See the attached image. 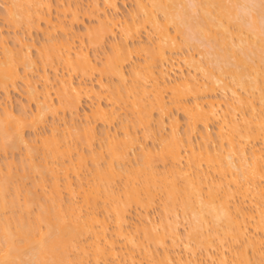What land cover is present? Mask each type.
Listing matches in <instances>:
<instances>
[{"label":"bare ground","instance_id":"bare-ground-1","mask_svg":"<svg viewBox=\"0 0 264 264\" xmlns=\"http://www.w3.org/2000/svg\"><path fill=\"white\" fill-rule=\"evenodd\" d=\"M56 1L9 0L5 6L12 27L45 37L34 46L45 85L37 89L38 82L19 69L38 68L33 45L19 38L16 52L2 38L0 91L8 99L10 89L26 82L37 111L30 119L26 109H0V151L26 146L21 161L0 164V264H264V0H136L125 23L105 12L115 13L118 0H91L83 17L96 18L97 25L87 27V39L76 37L79 45L71 31L81 20L82 0ZM52 5L58 6L55 20ZM148 28L155 36L151 46L138 41ZM109 38H115L112 54L99 66L88 48L101 49ZM181 50L190 75L176 72L182 68L174 54ZM48 69L56 73L53 79ZM95 74L98 89L87 84ZM104 77L118 84L108 85ZM92 95L98 101L92 113L85 111L91 119L86 115L84 125L73 126ZM123 110L132 120L121 119L118 136L109 126ZM173 110L185 115V132ZM60 111L73 114L71 125L53 126L39 145L26 138L25 129L36 131ZM165 116L171 120L168 135L161 134ZM98 122L108 128L99 135ZM214 124L216 134L209 132ZM139 129L156 147L138 150ZM197 133L201 144L193 140ZM99 136L106 142L93 151ZM80 146L91 149L89 155ZM137 150L134 163L130 154ZM14 162L20 166L13 170ZM85 171L91 178L83 177ZM17 175L21 182L31 179L32 188H23ZM157 200L159 222L149 215ZM133 209L140 217L135 223ZM178 217L188 223L186 234L180 235Z\"/></svg>","mask_w":264,"mask_h":264},{"label":"rangeland","instance_id":"rangeland-1","mask_svg":"<svg viewBox=\"0 0 264 264\" xmlns=\"http://www.w3.org/2000/svg\"><path fill=\"white\" fill-rule=\"evenodd\" d=\"M8 1L9 0H0V40H2V38H4V39H6L7 41H8V44H9V47H11L12 48V50L14 49V50H16V52L18 51V50H20V48H18L17 49V47L19 46L20 47V44H19V42H18V40H19V38L21 39V38H23V42H27L28 41V44H31V45H33V46H31L32 48H30V50L29 51H31V56H32V58H35L34 60H36L37 62V64H38V68H37V66H35V68L33 67V69L32 70H34L35 69V71L34 72H30V71H32L31 69H24L23 68V66H20V72H22L21 74L23 75V76H25V77H27L26 75L28 74V77H29V79L30 80H36L38 83H37V85H36V87H38L37 89H40V90H42V87L45 85L44 84V78H42V76H43V72H44V70H43V67H41L42 65L40 64V60H39V58H37L38 56H37V50L36 49H38L40 46H41V44L42 43H44V39H45V37L42 35V33H40V32H38V33H35L36 31H33V32H29V34L27 33V31H25V30H23V28L21 29V28H19V29H16V28H14V27H12V25L11 24H9L8 23V21L6 20V18H4L5 17V15H4V13H5V6L7 7V5H8ZM64 2H62L61 4H66V0H63ZM102 2H103V0H101ZM100 0L98 1L99 2V4L100 5H103V3L101 2ZM52 2L53 3H60L59 1H56V0H52ZM52 3V4H53ZM91 3V0H82L81 1V4H80V9H81V13H80V16H81V20H80V22L77 24H75L74 25V27H72V29H73V31H71V33H72V35L71 36H75V37H73V38H75L74 40H75V42H76V45H79L80 44V39L79 38H76V37H80L81 35L83 36V35H85V33H86V30L89 28V27H94V26H96L97 25V20H96V18H94V19H92V18H88L87 16L86 17H83V13H84V11L86 12V11H89V7H91V5H89ZM7 4V5H6ZM135 4H136V0H118V10L114 13L113 11V13L107 8V10L105 9V12H106V14L107 15H109V16H111L112 17V15H114V16H117V19L118 18H120V23L121 22H124L125 23V20H127L128 22L132 19V13L131 12H134L133 11V9H135ZM54 5V4H53ZM52 5V10H51V15H52V17L54 18V20L58 17L57 15V10H55V8L56 7H58L57 5H55V6H53ZM55 7V8H54ZM89 8V9H88ZM109 10V11H108ZM117 13V14H116ZM111 14V15H110ZM57 16V17H56ZM113 16V17H114ZM56 17V18H55ZM131 17V18H130ZM68 18V17H67ZM66 18V19H67ZM67 20H69V19H67ZM11 25V26H10ZM123 25V24H122ZM88 27V28H87ZM149 29V28H148ZM147 29V31H142V33L140 34V38L138 39V41H140V42H142V43H145V44H143V45H146V46H151L152 44H153V41H155V40H153V38L155 37L154 36V34L150 31V29L148 30ZM77 34H76V33ZM151 32V33H150ZM76 34V35H74V34ZM81 34V35H80ZM79 35V36H78ZM116 35L117 36H115V37H118V38H114L115 40H119V41H121V36H122V32L120 31V29H118L117 30V32H116ZM153 35V36H152ZM151 36V37H150ZM85 37V39H87L86 38V35L84 36ZM17 38V39H16ZM150 38V39H149ZM25 39V40H24ZM111 39H113V38H109L108 39V41H106L105 42V44H104V47H101V49L99 48V49H94V48H92V47H89L88 49H89V53H90V55L92 56V58H95L96 59V57L98 58V59H96L97 60V63L99 64V66L100 65H102V63L105 61V59H106V57L107 56H109V55H111L112 54V51H113V48H112V45H114L113 43H112V45H110L111 44V42H113V41H115L114 39L111 41ZM17 40V41H16ZM22 40V39H21ZM117 40V41H118ZM85 41V44L87 45L88 44V42H86V40H84ZM116 41V42H117ZM118 41V42H119ZM179 41H180V39H179ZM147 42V43H146ZM148 42H149V44H148ZM35 43V44H34ZM79 43V44H78ZM150 43H152V44H150ZM19 44V45H18ZM40 45V46H39ZM34 46H37L38 48H35ZM34 48V49H33ZM184 48H186V47H184ZM184 50H187V49H184ZM110 51V52H109ZM182 51V50H181ZM181 51H178V53H179V55H178V53H176V54H174V57H177V58H175V60H177L176 61V65H178V63L177 62H179L180 64H179V67L180 68H182V69H178V68H176V69H178V70H176V72H180L181 70V72L183 73L184 72V75H187L188 73H189V75H190V72L191 73H193L192 71H193V69L192 68H190L189 67V65L187 64V62H186V60L184 61L183 59H186V56H184L185 55V52L184 51H182L183 52V54H182V52ZM186 52H188V51H186ZM2 50H0V57L2 56ZM192 53V52H191ZM194 53V52H193ZM93 54V55H92ZM96 54V55H95ZM109 54V55H108ZM187 54V53H186ZM195 54H197V53H195ZM140 55H142V56H140V58H141V60L142 59H144L145 58V55H144V53H140ZM189 55V54H188ZM94 56V57H93ZM106 56V57H105ZM105 57V58H104ZM137 57L139 58V55H137ZM183 58V59H182ZM99 60V61H98ZM101 61H102V63H101ZM177 67V66H176ZM128 68V69H127ZM126 68V72L128 73V71L130 70L129 68L130 67H127ZM38 69V70H37ZM59 69H61V71L60 70H58L57 71V74L59 75V73H60V75H62V73H65L66 71H63L64 70V68H62L61 66L59 67ZM23 70H25V71H23ZM47 71V73L48 74H51V75H49V77H51V79H53L54 78V76L56 75V73L55 72H52L53 70H50V69H48V70H46ZM25 73V74H24ZM130 73V72H129ZM47 74V75H48ZM95 75H97V76H95ZM94 75V77L91 79V80H88L87 81V84H91L92 82H94V83H92L93 85H95V88L96 89H98L99 88V86L97 85L98 83L96 82L97 80H98V77H99V74H95ZM129 75V74H128ZM175 75L176 76H180V74H176L175 73ZM183 75V76H184ZM41 76V77H40ZM53 76V77H52ZM31 77H32V79H31ZM97 77V78H96ZM75 78H77V77H75ZM200 78V77H199ZM28 79V80H29ZM94 79H96V80H94ZM27 80V79H26ZM76 80V79H75ZM74 80V81H75ZM105 82H107L108 83V85H113V84H118V83H116V82H118V81H116V79H113L112 81H111V79H106V77H104V79H103ZM35 81V82H36ZM77 81H79V80H77ZM77 81H75V82H77ZM33 83H34V81H32ZM26 82H23L22 80L20 81V82H18L17 83V85H16V87L15 88H13V89H10L9 90V98L7 99V94L5 95V93L4 92H2V91H0V109H3V108H5V106L7 105H10V106H8V107H11L12 106V108H13V111L15 112V114H18L19 113V111H21V109L22 110H24V109H26L25 111L28 113V114H26L30 119L31 118H34L33 116L35 115L34 113H36V111H37V106H36V102H34V101H31V100H29L28 98V95H27V85L25 84ZM34 84H36V83H34ZM49 84V83H48ZM53 84L54 85H49L50 86V88H52V89H50L51 90V95L53 96L52 97V99H53V103H55V105H57L58 104V98H56L54 95H53V93L55 94V92H53V91H55V89L56 88H54V87H56V83L55 82H53ZM27 86V87H26ZM44 89V88H43ZM41 93V92H40ZM105 93H106V91H105ZM241 93H243V91H241ZM103 94V93H102ZM107 94V93H106ZM106 94H103V95H106ZM108 95V94H107ZM106 95V96H107ZM222 95H224V93L221 91V90H219L218 91V96L219 97H223ZM227 96H228V94H227ZM93 97V98H92ZM91 99H89V98H86L84 101H83V103H82V105H81V109L78 111V114H75L74 116H73V121H74V123L72 124L73 126L75 125V124H77V125H84L86 122H87V120H89V119H91V116H92V114H89L90 112L92 113V111H93V109H94V107H95V105H96V103H97V101H98V99L96 98V96L95 95H92L91 97H90ZM228 99H231L230 98V94H229V97H227ZM97 99V100H96ZM103 99V100H102ZM90 100H92V101H90ZM106 100V101H105ZM93 102V103H92ZM101 104L104 106V107H107L108 108V105H110L109 103V101L107 100V99H105V98H101ZM108 103V104H107ZM94 104V105H93ZM23 105H24V108H23ZM3 106V107H2ZM22 106V107H21ZM85 111H87V112H89V113H86ZM120 111V110H119ZM125 110H123L122 112H119V115H121V116H119V117H121V118H118L113 124H111L110 126H109V130L110 131H112V132H116L117 133V135L119 136H121L122 134H123V129H121L122 128V123H121V119L123 120V119H125L126 117V120L128 119V123L130 124L131 122V120H132V118L131 119H129L130 118V113H128V112H124ZM173 111H175V110H173ZM84 112V113H83ZM126 113H128L127 115H126ZM175 113L176 114H174V112H172L170 115H167V116H170V118L172 119V116H174V115H176L174 118H179L178 120H179V126H180V130H181V132H185L184 130H186L185 128H186V123H187V120H185L186 119V117H185V115L182 113V112H176L175 111ZM29 114H30V116H29ZM61 114V115H60ZM172 114H174V115H172ZM71 115H73L72 113H70V112H68V111H66V113H65V111H64V113H63V111H60V112H58V114L57 115H54L53 117L50 115L47 119H49L48 121L46 120V125H44L43 127H38L37 128V130L35 131V130H33V129H30V128H32V127H30V128H27V129H25L24 130V133H25V136H26V138H29V140H32V139H38L37 140V145H39L40 144V139L42 138V137H47L48 135L50 136L51 135V128L53 127V126H55V125H58V127L60 128V130H63L62 128L63 127H65L64 126V124H69L70 123V125H71V121H70V119H72V116ZM77 115V116H76ZM79 115V116H78ZM86 115H88L87 116V118L88 117H90L89 119H86L85 117H86ZM123 115V116H122ZM130 115V116H129ZM56 116H58V117H56ZM71 116V117H70ZM85 116V117H84ZM167 116H165L164 117V121L166 122H164L166 125L164 126L165 128H163L162 130H161V134H166V135H168V133H166V132H168V131H170V130H168V129H170V126H169V123L168 122H170L171 120L167 117ZM178 116V117H177ZM155 117H159V115H157V113L154 115V117H153V121L154 122H152V126H154V130L155 129H157L156 127H158V122H160V119L158 118H155ZM58 118H60V119H58ZM29 120V119H28ZM77 120V121H76ZM86 120V121H85ZM159 120V121H158ZM169 120V121H168ZM66 121V122H65ZM67 121H70V122H67ZM76 121V122H75ZM82 121V122H81ZM124 122H127V121H125V120H123ZM157 121V122H156ZM168 121V122H167ZM48 122V123H47ZM84 122V123H83ZM83 123V124H82ZM155 125H154V124ZM67 124H66V126H67ZM171 125V124H170ZM55 127H57V126H55ZM103 127V128H102ZM105 128H107V127H105V125H103V124H101V122H98L97 124H96V132H97V135H99V134H101V133H103L104 131H105ZM53 129V128H52ZM108 129V128H107ZM164 130V131H163ZM210 130H211V132H210ZM216 130H217V125L216 124H214V125H211V127H210V129H209V132L210 133H212V134H216ZM100 131H102V132H100ZM200 131H202V130H200ZM100 132V133H99ZM111 132V133H112ZM137 132H138V138H139V145L140 146H138V150H139V148H144V147H146L147 149L149 148V147H151V149L152 148H154V146H155V144L153 143V140H151V139H143V137L142 136H144L143 134H142V129H139V130H137ZM136 132V133H137ZM35 133L37 134V135H35ZM110 133V134H111ZM46 134H48V135H46ZM202 134V133H201ZM200 134V135H201ZM39 135H41L40 136V138H39ZM137 135V134H136ZM197 136H195V138L193 139L194 141H196V142H198V143H196V144H201L202 143V141H201V143H199L200 142V139H201V136L197 133L196 134ZM199 135V136H198ZM123 136V135H122ZM36 137V138H35ZM196 137H197V139H196ZM214 137H215V135H214ZM99 138L101 139H99L98 141H96L95 142V145L93 146V148H92V150L93 151H97V149H100V147L99 146H101L102 144H103V142L102 141H104V144H105V140H102V136H99ZM146 140V141H145ZM151 140V141H150ZM216 141V143H217V139L215 140ZM141 142H142V145H141ZM97 144V145H96ZM99 144V145H98ZM36 145V144H35ZM143 145H144V147H143ZM149 146V147H148ZM217 146V145H216ZM24 147H26V146H24V145H22L21 147H20V149L18 148V150H14V152L13 151H11L10 152V154H7V153H5L4 151H0V164L1 165H3V166H1V167H4L6 164H7V162L8 161H6L7 159H9V160H11V159H14V160H12V161H15L16 163H18L19 161H21V157H22V159L23 158H25V157H23V156H25L24 155V152L26 153V148H24ZM84 147V148H83ZM99 147V148H98ZM156 147V146H155ZM80 149L82 148L83 150H81V151H86L85 152V154L87 155H89V151L91 150V149H89L88 147H86V146H80L79 147ZM97 148V149H96ZM141 148V149H142ZM22 149V150H21ZM136 151V152H134V151H132L131 152V156H133L134 154H136L137 155V153L139 152H141V150L140 151ZM99 151V150H98ZM5 153V154H4ZM14 153V154H13ZM5 156H4V155ZM7 154V155H6ZM21 156V157H20ZM130 156V157H131ZM7 158V159H6ZM41 158V156L38 158V160ZM89 158H90V156H89ZM135 158H136V156L134 155L133 157H131L130 159H131V161L132 162H134V160H135ZM5 159V160H4ZM11 161V162H12ZM10 162V161H9ZM15 162H14V164H15ZM91 162V161H90ZM89 162V165H90V169L93 167V165L91 164ZM135 163V162H134ZM131 164H133V163H131ZM16 166H14V168H13V170L14 169H17L18 167H17V165L18 166H20L19 164H15ZM134 165V164H133ZM17 167V168H16ZM14 172H16V171H14ZM13 172V173H14ZM87 172V173H86ZM19 174H20V172H19ZM16 175V174H15ZM33 175V176H32ZM90 176V178H91V174H90V172H88V171H85L84 173H83V177H85V178H89V176ZM13 177H15V176H13ZM20 177L21 176H18L17 175V177L14 179V180H17L18 178V183H23L22 185L24 186H21V187H23V188H30L31 187V185H33V182L32 181H29V180H31V179H37V178H39L36 174H35V176H34V174H31V176L29 175V177L28 178H31V179H29L28 181H22L21 182V179H20ZM34 177H36V178H34ZM13 180V182L15 183V181ZM22 180H24V179H22ZM76 180V179H75ZM34 181V180H33ZM35 182V181H34ZM76 182V181H75ZM12 184L13 186L15 185V184ZM17 183V182H16ZM21 185V184H20ZM27 185V186H26ZM118 185H119V187H121V184L120 183H118ZM13 186H11V188H12V190H13ZM28 186H30V187H28ZM22 188V191H25V189H23ZM32 188V187H31ZM11 191V190H10ZM13 192V191H12ZM12 192H10V193H12ZM13 194V193H12ZM65 197H66V195H65ZM161 198H158V200H160ZM157 200V201H158ZM157 205H161V201H158L157 203H156V205H155V207H153L151 210H150V213H149V215H150V217H151V219H155V221L156 222H159V219H161V210H159L160 209V206H157ZM155 208H157L156 210H155ZM33 209H36V208H34L33 207ZM140 211V210H139ZM159 211H160V213H159ZM34 212V211H33ZM160 214V215H159ZM132 215H134L133 217H135V218H133L132 217ZM131 215V220H135L134 222H132L131 220H130V222L131 223H135V222H138L139 220H140V217L139 216H136V215H138V212L136 211V210H134L133 209V214ZM160 216V217H159ZM138 218H139V220H138ZM180 218V219H179ZM178 219L179 220H181V221H179V223L182 225H179L178 224V226H179V231H180V235L181 234H183V233H187L186 231L188 230L187 228L189 227L188 226V223H187V221H184L185 219H183V217H178ZM177 219V220H178ZM182 222H184L183 224H182ZM112 226V225H111ZM186 229V230H185ZM185 231V232H184ZM142 234V233H141ZM139 236H142V235H140V233H139ZM182 237V240L183 241H185L184 239V236H181ZM184 238V239H183ZM182 240H180V243L179 244H181L179 247H178V252L180 253L181 251V253H182V255H184L185 254V247H183L184 245V243H182ZM183 245V246H182ZM225 250V249H224ZM160 253H157V254H159V255H161L162 254V251L161 250H158ZM226 253H227V256H228V254L230 255V250H228L227 248H226ZM199 253H200V251H198ZM180 253V254H181ZM199 253H198V255H199ZM251 253V252H250ZM250 255H252V253L250 254ZM200 257V256H199ZM252 258V257H251ZM146 259H144L143 261L144 262H146L145 261ZM252 263H254L253 261H252ZM125 264H131V263H128V262H125Z\"/></svg>","mask_w":264,"mask_h":264}]
</instances>
